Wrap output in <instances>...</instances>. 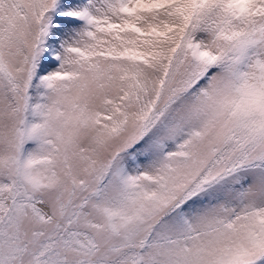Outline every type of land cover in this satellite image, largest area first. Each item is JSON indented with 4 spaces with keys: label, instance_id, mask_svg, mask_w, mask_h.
<instances>
[{
    "label": "snow or ice",
    "instance_id": "1",
    "mask_svg": "<svg viewBox=\"0 0 264 264\" xmlns=\"http://www.w3.org/2000/svg\"><path fill=\"white\" fill-rule=\"evenodd\" d=\"M0 264H264V0H0Z\"/></svg>",
    "mask_w": 264,
    "mask_h": 264
}]
</instances>
